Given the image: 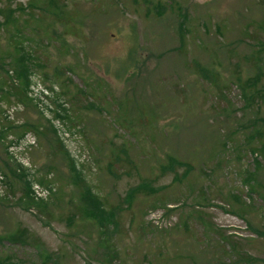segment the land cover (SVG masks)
Here are the masks:
<instances>
[{
	"label": "rangeland",
	"instance_id": "374dc122",
	"mask_svg": "<svg viewBox=\"0 0 264 264\" xmlns=\"http://www.w3.org/2000/svg\"><path fill=\"white\" fill-rule=\"evenodd\" d=\"M59 4L0 0V255L264 264V0Z\"/></svg>",
	"mask_w": 264,
	"mask_h": 264
},
{
	"label": "trees",
	"instance_id": "16d2710c",
	"mask_svg": "<svg viewBox=\"0 0 264 264\" xmlns=\"http://www.w3.org/2000/svg\"><path fill=\"white\" fill-rule=\"evenodd\" d=\"M48 2H50L49 9L45 8V7H43V9L46 10V12H48L49 14L54 15L56 17V20L60 24L65 26V23L60 19V16L62 17V14H64V12L61 11V6L59 4V0H48ZM30 6H32V4H29V7ZM50 6L51 7L53 6V9H51ZM9 11L10 10H8L7 13H4V16H6L5 17V19H6L5 21H9V19H10V16H9L10 12ZM6 14H9V15H6ZM64 20L66 21V19H64ZM19 45H21V44H19ZM21 57L27 58L24 55V51L21 54ZM19 78H21V79H19ZM19 78H18V81H19L21 87L20 88L17 87V91H15L13 93L15 95H17V97L19 99H22V98L25 97L24 88L26 86V83L24 82V80H25L26 77L19 76ZM246 86H247V84H246ZM10 97H11V91L10 92H8V91L3 92V94L0 93V100H3L4 98L9 99ZM34 130L37 131V128H34ZM250 182H251V180H248L247 183H250ZM31 201L32 200H29L28 203H32ZM94 204H98V202L94 201ZM3 239L7 240L8 243L11 244V245H15V244H20V245H23V246L29 245L30 247H33L34 249H37L39 251L40 258L42 259V261L45 262V263L48 262V259H44L45 255L43 254L42 249L40 248L39 240L36 239L35 237L31 236L26 229H23L21 227H17L13 232H10V233H8V234H6L4 236H0V241H3ZM111 247H112L111 241H109V242L104 241V248L105 249H109ZM110 258H112V255H107V259H105V260H107L106 261L107 264L110 263ZM0 264H18V263H14L11 260V258L7 257V255L4 254L3 256L0 255Z\"/></svg>",
	"mask_w": 264,
	"mask_h": 264
}]
</instances>
